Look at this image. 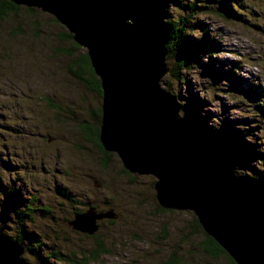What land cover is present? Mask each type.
<instances>
[{
  "label": "rangeland",
  "instance_id": "rangeland-1",
  "mask_svg": "<svg viewBox=\"0 0 264 264\" xmlns=\"http://www.w3.org/2000/svg\"><path fill=\"white\" fill-rule=\"evenodd\" d=\"M167 2L165 15L143 17L146 25L163 27L192 16L185 34L189 42H202L203 51L201 66L184 69L179 79L164 75L161 87L175 95L188 121L185 113L193 111L207 126L228 132L221 141L244 140L254 157L231 163L237 174L261 180L264 127L255 121L254 100H264V0H228L225 9L220 0ZM137 18L134 10L125 14L128 23ZM65 30L37 7L20 6L0 18L1 233L21 234L20 256L30 264H161L172 254L178 264H228L203 251L204 236L191 211L160 210L152 173L129 171L115 150H105L101 166L102 150L79 128L101 124L96 112L102 99L71 76L70 57L58 50L71 46L60 36ZM73 50L75 56L86 52ZM63 189L75 200L64 197ZM6 193L30 208L23 224L13 210L10 219L3 216ZM89 206L113 208L118 217L97 220L91 236L73 230L68 220Z\"/></svg>",
  "mask_w": 264,
  "mask_h": 264
},
{
  "label": "water",
  "instance_id": "water-1",
  "mask_svg": "<svg viewBox=\"0 0 264 264\" xmlns=\"http://www.w3.org/2000/svg\"><path fill=\"white\" fill-rule=\"evenodd\" d=\"M11 1L26 6H37L44 11L53 13L73 33V38L76 42L86 49L91 65L99 76L102 88L101 108L103 114L99 134L101 144L106 150H115L126 169L129 171H141L142 169H138L134 164V160L132 159V161L130 157L125 155L126 148H128L130 143L128 135L130 136L131 131L134 130L129 128V125L139 127L147 124L143 123L140 125L137 121L128 118V116L133 117L131 113L134 114L133 110H135V107L133 102L134 104L136 103L135 106L140 112L143 113L145 111L143 114L141 113L142 115L150 116L151 91L155 89L154 92L158 95L160 94L159 96L162 100L163 98L171 99L169 109L173 112V116L182 119L184 122L186 121L179 114L176 97L160 85L161 78L168 73L165 58L167 49L162 39L144 24L142 20L134 23H128L125 20V14L131 8H137V0H128L126 3L120 5V7H117L113 0ZM97 6L102 10H99ZM88 8H92V10L90 11ZM93 11L98 19L93 22L94 24L90 21V13H93ZM99 11L102 12L98 14ZM109 25L117 32L116 45L114 44L112 53H116L115 57L118 55V60L114 59L110 50L108 51L109 47L106 44L104 45V42L111 43L112 41L108 32ZM141 32L148 33L159 45V48L155 47L154 44L147 46L145 37L147 34L144 35ZM98 36H102L104 42ZM150 54H158V64L162 65V69H159L160 71L157 73L153 71V67L149 69L150 77L151 73H154L156 76H153L156 79L145 77L147 64L150 61L148 56ZM143 83L145 85L142 87ZM135 93L137 94L135 95ZM113 118L114 124L110 122ZM186 124L190 126V130L188 129L190 137L194 134L192 135L193 140H189V137V141H186L188 144L180 147L178 152L172 155L170 164L164 168V171L160 175V179H163V181H155L154 188L157 190L156 196H158V199H156L164 207L191 211L197 217L202 228L220 243L237 264H264V193L256 185L234 175V166L231 163L232 157L228 152L229 150L227 151L224 147L215 143L216 147L214 144L211 147L208 146L209 140L198 130H195L191 126V123L186 122ZM193 141L196 143L193 144ZM204 141H207L206 147L208 149L203 145ZM139 145L140 143L137 141L133 148V154L137 160H140L138 155L140 157V154H142L141 146ZM135 151L140 154L137 155ZM212 159L216 160L215 163H213ZM209 161L212 163L210 164ZM218 164L221 165L219 177L214 169ZM207 172H209V178L205 174ZM216 178L220 180H216ZM225 185L233 186L234 190ZM94 186L98 188L100 184L95 181ZM238 188L242 191H239ZM229 192L232 193L230 194ZM103 218L116 219L117 213L113 208L97 211L94 207H88L80 213L74 214L73 218L68 220L67 223L80 232L92 233L98 228L97 220ZM85 224L86 228L84 227ZM261 242L263 243L261 244ZM0 243L10 244L15 247V252H11V254L16 256V259H12L16 264H27L20 256L23 253L22 246L6 239L1 234Z\"/></svg>",
  "mask_w": 264,
  "mask_h": 264
},
{
  "label": "trees",
  "instance_id": "trees-1",
  "mask_svg": "<svg viewBox=\"0 0 264 264\" xmlns=\"http://www.w3.org/2000/svg\"><path fill=\"white\" fill-rule=\"evenodd\" d=\"M173 2L178 6L180 5V0H173ZM227 2L228 0H220V4L222 8L225 9ZM167 5H168L167 0H137V8L135 9L131 8L130 10H134L135 13L138 15V18L135 20L136 22L139 19H143L145 15H149V16L150 15H154V16L165 15ZM20 6H24L25 9L28 11H32L34 10V8L37 7V6H26L23 4H16L11 0H0V18H3L10 12H15L16 10L19 9ZM37 8H39L43 12L48 13L54 22L59 23L66 28V30L60 34V36L64 40L69 41L71 43L70 44L71 46L69 48L62 47V48H59L58 50L60 53L65 54L70 57V62H69L68 67H69V72L71 76L77 82L82 83L85 87L91 89L92 92L96 93L98 96H101V99H102L101 82H100L99 76L95 73L91 65V61H90L88 54L86 52H83V53H77V56H75L73 49L77 50L82 46H80V44L77 43L76 40L73 38V33L70 30H68V28L64 24H62V22H60L59 19L53 13L44 11L40 7H37ZM190 18L189 17L182 18L180 21L170 20L169 23L163 27H159L161 25H158L155 23L153 24V26L147 25L149 28L152 29L153 32L158 34V36L162 39L167 49V57L169 58V66L167 67L168 73L166 75L172 76L175 79L180 78L181 72L184 69L191 68V66L195 64H197L198 66L202 65L200 61V55H199V53L203 51L202 42H196V43L189 42L188 37L185 34L184 25L187 23V21ZM208 71L210 74H213L211 70H208ZM164 83L168 85L167 80H165ZM194 102L195 101H193V103L190 105V108L193 106ZM49 104L51 106H54V104L51 103L50 101H49ZM254 104H255L256 112L258 116V118L255 121L258 123L259 126L264 127V100L259 101L255 99ZM96 114L100 118V122H101L102 114H103L101 105L99 109L97 110ZM185 114L190 117V120L188 121L183 116L185 118V121L191 123V126L195 130H198L209 141H214L215 144H218L221 147H224L227 151L229 150L228 152L230 153L232 157L231 160H234L235 158V159H239V160L241 159V160L247 161L254 157V153L252 149L248 148L247 146L241 145V142L244 143V140L241 139L240 142L238 143L227 144L221 141L220 139H222L223 137H227L228 132L224 130H220V129H214L212 127L207 126L203 120L194 116L193 111L189 114L187 113ZM88 124L89 123L83 124L82 127L79 129L81 132H84V136L86 137L88 141L89 140L92 141L102 150V160L100 164L103 168H105L108 153L105 151L106 149H104L103 145L101 144L100 138H99L100 125L91 126ZM190 132L193 133L192 131ZM234 175L241 179L246 180L249 183L256 185L264 193V177L261 180H254L252 178L244 177L243 175L237 174L235 172V169H234ZM155 181H153L152 183V188H154ZM60 191L64 197L70 200H73V201L75 200L73 196L68 192V190L63 189ZM155 194H157L156 190H155ZM17 199L18 197H14V196H11L10 193H6L5 201L2 203L3 216L6 217L7 219H10L11 212L13 210L15 212V215L19 223L23 224L30 217V208L22 206L21 202H19ZM155 200L160 206L161 211L178 210V209H171V208L164 207L156 199V195H155ZM89 207H94V206H89ZM81 211H79L78 209L76 210V213H80ZM107 220L112 221L115 219H107ZM96 223L97 225H99L98 222ZM193 226L195 229L199 230L204 236V239L202 240V249L205 253H207L208 255L212 257L223 256L225 260L228 262V264H237L232 259V257L225 251V249L220 245V243L212 235L208 234L202 228L201 224L199 223L195 215L193 218ZM71 228L76 231V229H74L72 226ZM97 230L98 228L92 233H89V232H82V233H85L88 236H91L95 234ZM0 234L6 239L13 241L14 243H17L18 245H20L19 240H21V234H18L16 237H12V238L7 237L8 234L6 232H3L2 234L1 230H0ZM96 246H98L99 249H103L101 240H97ZM27 248L30 250L34 249L33 246H27ZM256 262H257V259H256ZM178 263H179V258L175 254H172L169 258L165 259L161 264H178Z\"/></svg>",
  "mask_w": 264,
  "mask_h": 264
},
{
  "label": "bare ground",
  "instance_id": "bare-ground-1",
  "mask_svg": "<svg viewBox=\"0 0 264 264\" xmlns=\"http://www.w3.org/2000/svg\"><path fill=\"white\" fill-rule=\"evenodd\" d=\"M85 1V0H84ZM102 1V0H101ZM117 7H120V5H122L123 3H126L128 0H119V2H117V0H113ZM89 2V1H88ZM111 2V1H110ZM105 3V1H104ZM112 4V3H111ZM95 5V4H94ZM110 5V4H109ZM108 5V6H109ZM115 5V4H114ZM79 7V6H78ZM83 7V6H82ZM85 7V5H84ZM103 7V5H102ZM97 8H99V10L101 9L100 7L97 6ZM106 8V6H105ZM89 9V8H88ZM90 11L92 10L89 9ZM94 10V9H93ZM102 10V9H101ZM112 10V9H111ZM84 11V10H83ZM116 11V10H115ZM55 12V11H54ZM97 12V11H96ZM102 12L99 11L98 14ZM109 12V10H108ZM112 12V11H111ZM87 13V12H86ZM104 13V12H103ZM105 15V14H104ZM110 15V14H109ZM88 16V15H87ZM90 17L92 23L96 21L97 17L93 13H90ZM111 17V16H110ZM114 19V18H113ZM98 20V19H97ZM144 22L143 19H140ZM109 21V20H108ZM112 22V21H111ZM116 23V22H115ZM94 24V23H93ZM97 24V23H96ZM100 24V23H99ZM144 24H146L144 22ZM113 25V24H112ZM116 26V25H115ZM74 27V26H73ZM107 27V26H106ZM143 27V26H142ZM74 29V28H73ZM75 30V29H74ZM96 30V29H95ZM94 30V31H95ZM109 34H110V38L112 39L111 43H106L103 40V37H99L98 38L100 40H102L104 42V45L106 44L110 50L112 56L114 57L115 60H118V55L112 53V49L113 46L115 44V39L117 37V32L114 28H111L109 25ZM129 30V29H128ZM138 30V29H137ZM98 32V31H97ZM104 32V31H103ZM106 32V31H105ZM133 32H135V30H133ZM95 33V32H94ZM99 33V32H98ZM142 34L146 35V40L147 46H151L154 44L155 47L159 48V45L155 42V40L153 38H151L148 33L145 32H141ZM100 34V33H99ZM121 35H123L121 33ZM97 36V35H96ZM134 36V35H133ZM106 37V35H105ZM122 37V36H121ZM109 38V39H110ZM110 39V40H111ZM96 40V39H95ZM117 40V39H116ZM116 45V44H115ZM103 47V46H102ZM144 47V45H143ZM106 48V47H105ZM117 48H119L117 46ZM107 49V48H106ZM115 50V49H114ZM119 50V49H118ZM156 50V48H155ZM116 52V51H115ZM108 54V53H107ZM147 54V52H146ZM159 54V53H158ZM158 54H150L148 56V59L150 60L147 64V69L145 71V77L146 78H154L153 75L156 76V74H152L151 73V77L149 75V69L151 67H153V71L155 73H157L158 71H160L159 69H162V65L158 64ZM160 55V54H159ZM118 57V58H117ZM124 58V57H123ZM160 59V58H159ZM113 60V61H115ZM121 60V59H120ZM123 60V59H122ZM160 61V60H159ZM122 62V61H120ZM131 62V61H130ZM143 62V61H142ZM123 63V62H122ZM118 64V63H117ZM129 64V63H128ZM135 64V63H134ZM111 65V63H110ZM138 65V63H137ZM142 65V64H141ZM113 66V65H112ZM129 66V65H128ZM120 67V65H119ZM132 67V66H131ZM121 68V67H120ZM141 68V67H140ZM117 69V68H116ZM112 70V69H111ZM110 71V70H109ZM115 72V71H114ZM118 72V71H117ZM129 72V71H128ZM120 73V72H119ZM123 73V72H122ZM125 74V73H123ZM127 74V73H126ZM140 74V72H139ZM113 75V74H112ZM136 75V74H135ZM158 75V74H157ZM124 76V75H123ZM141 76V75H140ZM128 77V76H127ZM131 79V78H130ZM156 79V78H154ZM134 80V79H133ZM143 80V79H142ZM149 80V79H148ZM147 80V81H148ZM139 81V80H138ZM126 83V82H125ZM129 84V83H128ZM152 84V83H151ZM112 85V84H111ZM145 84H142V87ZM129 86V85H128ZM151 86V85H150ZM149 86V87H150ZM153 87V86H152ZM128 89V88H127ZM135 89V88H134ZM155 90V89H154ZM151 91V115L150 116H144L142 115L143 113L140 112L134 102L133 105L135 107L134 114L131 113L133 115V117L128 116V118L130 120H135L137 121L140 125L143 123H147L144 124L142 126L136 127L133 125H129V128L134 129L131 131L130 136L128 135V139L130 141L128 148H126L125 151V155H127L128 157H130V159L134 160V164L136 165V167H138V169H142V170H147L150 171L152 173H154L153 175L156 176V179L158 181H163V179H160V175L162 174V171H164V168L166 166H168L170 164L171 158L173 154H176L178 152V149L180 147H184L186 146L188 143L186 141H189V137H190V133H188V129H189V125L186 124V122H184L182 119L177 118L176 116H173V112L170 111V100L167 98H162L156 93ZM128 91V90H127ZM134 91V90H133ZM150 91V90H149ZM130 92V90H129ZM136 92V90H135ZM145 92V91H144ZM131 94V93H129ZM137 93H135L136 95ZM149 94V93H148ZM133 95V94H131ZM129 96V95H128ZM145 96V95H144ZM136 97V96H135ZM148 97V96H147ZM147 99V98H146ZM149 99V98H148ZM127 101V100H126ZM125 101V102H126ZM133 101V100H132ZM149 101V100H148ZM163 101V102H162ZM120 103V102H119ZM127 104V103H126ZM125 106V105H124ZM131 106V105H130ZM148 106V105H147ZM126 109V108H125ZM128 109V108H127ZM132 110V109H131ZM145 110V109H144ZM150 110V109H148ZM130 111V110H127ZM125 112V111H124ZM127 113V112H126ZM142 113V114H141ZM149 114V113H148ZM117 115V114H116ZM119 115V114H118ZM126 117V116H125ZM163 119V120H162ZM129 120V121H130ZM114 124V118L111 119V121ZM131 122V121H130ZM137 123V124H138ZM136 124V123H135ZM113 126V125H112ZM118 126V125H116ZM112 134V133H111ZM139 142L141 146V152L142 154H140L139 152L137 153V151H135L138 154H140V160H137V158L134 156L133 154V148L136 142ZM205 142V141H204ZM203 142V143H204ZM207 142V141H206ZM206 142L203 144L205 147L208 145L211 147L212 144H214V141H208L207 145ZM122 144V143H121ZM191 145V144H190ZM193 145V144H192ZM195 146V145H194ZM213 146V145H212ZM197 147V146H196ZM124 148V147H123ZM137 149V148H136ZM199 149V148H198ZM206 149H208V147H206ZM211 150V148H209ZM195 151V150H194ZM196 152V151H195ZM198 153V152H197ZM201 154V153H200ZM124 155V154H123ZM197 155V154H196ZM195 155V156H196ZM199 155V154H198ZM139 156V155H138ZM192 156V157H195ZM216 159V157H214ZM132 160V161H133ZM213 163H215L216 160L212 159ZM219 160V159H218ZM197 162V161H196ZM199 162V161H198ZM210 162V161H209ZM218 162V161H217ZM179 163V162H178ZM201 163V162H200ZM207 163V162H206ZM212 162H210L211 164ZM200 165V164H199ZM135 167V166H134ZM216 174L219 177L220 171H221V165L218 164L217 166L214 167ZM235 169V168H234ZM150 174V173H149ZM207 175V177L209 178V172L205 173ZM151 175V174H150ZM214 176V175H213ZM222 177V176H221ZM212 178V177H211ZM219 178H216V180ZM220 180V179H219ZM223 184V183H222ZM215 185V182H214ZM225 186H229V185H225ZM214 187V186H213ZM232 190H234L233 186H229ZM225 188V187H224ZM223 189V187H222ZM229 189V188H228ZM239 191H242L240 188H238ZM156 190V189H155ZM229 191V190H228ZM231 191V190H230ZM157 193V190H156ZM230 194L232 192H229ZM157 195V194H156ZM227 195V194H226ZM158 196H156L157 198ZM227 197V196H226ZM158 199V198H157ZM209 203V202H208ZM231 208V207H230ZM96 209V208H95ZM97 210V209H96ZM217 210V209H216ZM98 211V210H97ZM118 217V215H117ZM106 218L100 219L104 220ZM87 220V219H86ZM98 222V221H97ZM86 228V224L84 226ZM260 239V238H259ZM264 240V239H263ZM262 240V241H263ZM260 242V241H259ZM264 242V241H263ZM261 242V244L263 243ZM11 252H15V247L10 245V244H5V243H0V264H16L12 259H16V256L14 254H11ZM22 258V256H21ZM23 259V258H22ZM27 264H30L29 262L26 261ZM262 264V263H260Z\"/></svg>",
  "mask_w": 264,
  "mask_h": 264
}]
</instances>
